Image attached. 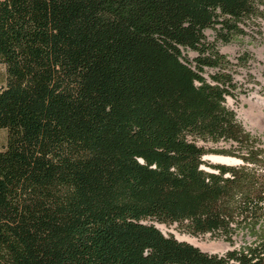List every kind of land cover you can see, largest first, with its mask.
I'll return each instance as SVG.
<instances>
[{
	"label": "trees",
	"instance_id": "trees-1",
	"mask_svg": "<svg viewBox=\"0 0 264 264\" xmlns=\"http://www.w3.org/2000/svg\"><path fill=\"white\" fill-rule=\"evenodd\" d=\"M259 17L264 0H0V264H264V150L217 47ZM157 224L250 240L210 254Z\"/></svg>",
	"mask_w": 264,
	"mask_h": 264
},
{
	"label": "rangeland",
	"instance_id": "rangeland-1",
	"mask_svg": "<svg viewBox=\"0 0 264 264\" xmlns=\"http://www.w3.org/2000/svg\"><path fill=\"white\" fill-rule=\"evenodd\" d=\"M246 34L244 37L237 41H234L227 45L218 44L219 51L225 57L227 61L226 71L233 76L236 89L235 93L244 95L243 100H234L238 102L234 108L227 102V107L236 112V119L241 123L247 133L254 137L256 145L264 150V20L262 18H256L250 20L244 26ZM208 40L214 41L215 37L211 30L206 31ZM248 55L246 63H240L241 57ZM190 59L196 57L195 52H188ZM211 70H206L205 75L209 76ZM5 82V67L0 64V85ZM234 102V101H233ZM262 111V112H261ZM6 142V130L0 129V148L4 146ZM199 145L206 147L207 149H232L237 146L233 142L220 141L218 143L197 141ZM237 151V150H236ZM238 152V151H237ZM217 155L208 154L204 157V160L214 163L207 156ZM223 156V155H218ZM236 159L232 165H238L242 163V159L229 156ZM157 226L166 235L172 234L178 240L188 241L187 238H194L202 245H195L202 251L210 254H224L234 248H240L250 240L249 236L240 232L237 236H234V243L231 244L221 237H214L211 234H205L201 236H191L184 232L177 224L172 226L157 224ZM193 244V243H192ZM194 245V244H193ZM210 245H217V249L209 248Z\"/></svg>",
	"mask_w": 264,
	"mask_h": 264
},
{
	"label": "bare ground",
	"instance_id": "bare-ground-1",
	"mask_svg": "<svg viewBox=\"0 0 264 264\" xmlns=\"http://www.w3.org/2000/svg\"><path fill=\"white\" fill-rule=\"evenodd\" d=\"M208 159H210L211 161H214V162H219V163H225V164H232L234 163L235 161H237L236 159L234 158H231L229 156H218V155H210V156H207ZM188 241H190L191 243H193L194 245H202L201 243H199V241L197 239H194V238H187ZM209 248L211 249H217V245H210Z\"/></svg>",
	"mask_w": 264,
	"mask_h": 264
},
{
	"label": "built area",
	"instance_id": "built-area-1",
	"mask_svg": "<svg viewBox=\"0 0 264 264\" xmlns=\"http://www.w3.org/2000/svg\"><path fill=\"white\" fill-rule=\"evenodd\" d=\"M235 89H236V87H235ZM235 89H233V91H232V94L231 95H227L226 96V105H227V102L229 103V105H231V107H233L234 106V103H235V107L236 108H238V106H237V104H238V102H237V100H243L244 101V95H242V94H240L239 95V93H235ZM234 98H236L237 100L235 101L234 100ZM234 101V102H233ZM237 103V104H236ZM234 108V107H233ZM262 112V111H261ZM236 113V112H235Z\"/></svg>",
	"mask_w": 264,
	"mask_h": 264
},
{
	"label": "water",
	"instance_id": "water-1",
	"mask_svg": "<svg viewBox=\"0 0 264 264\" xmlns=\"http://www.w3.org/2000/svg\"><path fill=\"white\" fill-rule=\"evenodd\" d=\"M214 162V161H213ZM214 163H219V162H214ZM221 164H225V163H221ZM228 165H232V164H228ZM190 244H192V243H190ZM195 246V245H194ZM197 247V246H196Z\"/></svg>",
	"mask_w": 264,
	"mask_h": 264
}]
</instances>
